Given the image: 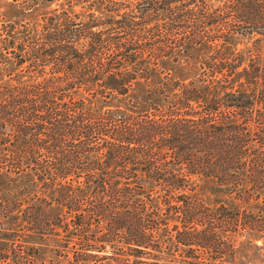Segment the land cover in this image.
Returning a JSON list of instances; mask_svg holds the SVG:
<instances>
[{
	"label": "trees",
	"instance_id": "obj_1",
	"mask_svg": "<svg viewBox=\"0 0 264 264\" xmlns=\"http://www.w3.org/2000/svg\"><path fill=\"white\" fill-rule=\"evenodd\" d=\"M36 19L8 36L25 70L0 91V264L264 253V0H67Z\"/></svg>",
	"mask_w": 264,
	"mask_h": 264
},
{
	"label": "rangeland",
	"instance_id": "obj_2",
	"mask_svg": "<svg viewBox=\"0 0 264 264\" xmlns=\"http://www.w3.org/2000/svg\"><path fill=\"white\" fill-rule=\"evenodd\" d=\"M65 1L67 0H52V2L47 0H0V91L2 88L15 85L17 82L14 81V74L25 70L24 66L18 68L14 66L10 58L16 52L7 45L10 41L8 36L11 26L20 30L22 24L37 20L38 15L59 7ZM72 1L77 3L79 0ZM29 4L33 5L32 10L27 9ZM254 39V37L238 36L233 42L239 48L251 47L255 45ZM258 243L260 244L261 241ZM240 252L239 259L233 264H263L264 253L254 248L253 245L244 242L240 247Z\"/></svg>",
	"mask_w": 264,
	"mask_h": 264
}]
</instances>
